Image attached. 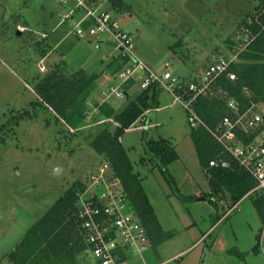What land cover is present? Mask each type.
Wrapping results in <instances>:
<instances>
[{"label": "rangeland", "instance_id": "rangeland-1", "mask_svg": "<svg viewBox=\"0 0 264 264\" xmlns=\"http://www.w3.org/2000/svg\"><path fill=\"white\" fill-rule=\"evenodd\" d=\"M99 3L132 38L136 59L156 74L169 70L180 78L198 76L227 54V38L237 36L238 23L259 0ZM70 11L76 22L82 17L72 0H0V264H15L8 252L67 188L76 181L87 185L98 174L105 160L90 142L117 125L99 114V102L118 112L140 92L138 79L121 85L118 77L134 68L135 59L107 45L105 34L78 39L72 20L64 18ZM55 65L67 73L98 74L77 128L57 124L54 113L36 103L35 83ZM125 87L128 97L110 93ZM187 114L172 92L160 88L155 105L123 131L121 146L165 235L129 264H264V203L261 210L255 205L261 196L252 192L235 202L225 191L212 193ZM160 139L177 153L166 173L144 147ZM107 173L113 175L109 166ZM80 260L97 264L90 251Z\"/></svg>", "mask_w": 264, "mask_h": 264}, {"label": "trees", "instance_id": "trees-1", "mask_svg": "<svg viewBox=\"0 0 264 264\" xmlns=\"http://www.w3.org/2000/svg\"><path fill=\"white\" fill-rule=\"evenodd\" d=\"M23 25L27 28L25 23ZM237 31L235 38L231 36L226 40L230 51H239L238 60L230 66V71L235 73L236 78L231 81L223 74L205 93L196 97L191 109L203 125L191 127L190 130L198 161L213 186L212 193L223 196L225 191L235 202L254 187L255 181L223 151L209 130H215L222 117L229 113L226 106L229 99L235 102L240 112L252 103L264 112V0H259L254 10L247 13L238 23ZM97 78L98 74H86L83 70L67 73L55 65L36 81V103L40 108L52 111L57 124L77 128L84 120V105ZM187 80L197 82L198 79L191 76L187 77ZM159 89L157 85H151L140 90L134 99L118 112L108 102H99V114L107 118L112 117L117 125L112 131L105 127L90 142L101 158L105 157L114 178L122 185L131 210L147 231L151 247L162 241L165 235L121 146V138L125 128L155 105ZM127 90L128 87H125L124 94L128 97ZM25 115L28 116V113ZM243 139L249 140L244 136ZM168 143L164 139L151 146L149 142H144L148 158L164 173L167 172V166L177 159L176 151ZM212 159L227 160L229 167L224 168L220 164L209 166ZM143 161L145 162L144 158ZM84 188L82 182L76 181L56 199L8 254L12 262L82 264L80 256L88 251V245L84 241L75 212L79 194ZM263 203L264 197L255 201L260 210ZM258 247L256 244L253 250L257 251Z\"/></svg>", "mask_w": 264, "mask_h": 264}, {"label": "built area", "instance_id": "built-area-1", "mask_svg": "<svg viewBox=\"0 0 264 264\" xmlns=\"http://www.w3.org/2000/svg\"><path fill=\"white\" fill-rule=\"evenodd\" d=\"M67 3L69 0H58ZM74 8L82 11V17L76 22L71 11L65 14L73 22V33L78 39L105 34L110 42L115 43L125 55L135 59L133 69L122 70L118 77L121 85L128 81L139 80L138 90L157 85L172 92L175 100L187 110V121L191 127L203 125L191 104L200 94L206 92L215 80L225 74L229 80L236 78L230 66L238 60L239 51H229L212 60L203 68L197 82L188 81L187 76L176 77L169 70L156 74L145 63L136 59L133 54L134 42L126 32L120 29L119 23L109 11L100 10L98 1L110 0H72ZM98 4V5H96ZM96 5V6H93ZM85 24V25H84ZM101 41H95V48ZM168 64L165 63V66ZM140 70L142 75L136 70ZM110 93L117 97L124 92L112 88ZM104 94V93H103ZM229 113L224 115L215 130H209L215 140L222 146L245 171L255 185L248 193L257 192L264 197V112L251 104L240 112L233 100H227ZM245 138L249 140L244 141ZM228 168L229 162L224 159H212L209 166ZM108 163L98 169V174L89 176V183L79 194L76 206V218L80 224L84 241L97 264H129L131 256L142 257L151 246L149 236L133 211L122 185L113 175L108 174ZM264 237L262 232L261 238Z\"/></svg>", "mask_w": 264, "mask_h": 264}, {"label": "water", "instance_id": "water-1", "mask_svg": "<svg viewBox=\"0 0 264 264\" xmlns=\"http://www.w3.org/2000/svg\"><path fill=\"white\" fill-rule=\"evenodd\" d=\"M106 44H107V45H110V46H113V47H116L115 43L110 42V41H107ZM104 160L107 161V160L105 159V157H104ZM57 170H58V169H56V171H57Z\"/></svg>", "mask_w": 264, "mask_h": 264}, {"label": "crops", "instance_id": "crops-1", "mask_svg": "<svg viewBox=\"0 0 264 264\" xmlns=\"http://www.w3.org/2000/svg\"><path fill=\"white\" fill-rule=\"evenodd\" d=\"M191 74H192V73H191ZM10 252H11V250L8 252V254H9ZM8 254H7V255H8Z\"/></svg>", "mask_w": 264, "mask_h": 264}]
</instances>
